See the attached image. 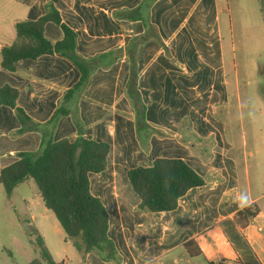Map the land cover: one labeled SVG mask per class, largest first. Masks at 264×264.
I'll list each match as a JSON object with an SVG mask.
<instances>
[{
	"label": "crops",
	"instance_id": "crops-1",
	"mask_svg": "<svg viewBox=\"0 0 264 264\" xmlns=\"http://www.w3.org/2000/svg\"><path fill=\"white\" fill-rule=\"evenodd\" d=\"M141 1L0 0V87L16 88L18 106L36 122L46 123L62 104L65 93L79 81L80 73L70 60L57 53L23 60L16 64L14 71L3 69L1 49L14 43L16 23L38 19L45 13L46 3L52 2L62 22L76 31L78 53L89 58L125 48L131 39L145 32L141 21L121 20L114 15L136 8ZM227 1L156 0L151 7L150 22L157 28L160 40H147L137 58L138 89L151 128L145 133V146L136 128V109L126 92L131 75L130 58L124 54L109 68H99L92 75L78 103V119L84 137L111 145L108 167L102 173L91 174L90 182L92 193L103 201L109 213V235L120 259L103 261L95 253L82 254L70 241L74 248L72 257L79 263L166 264L163 260L173 256V264H180L182 260L192 263L200 257H205L209 264H231L224 255L234 246L228 242L224 225L234 222L235 231L244 236L250 225L257 224L262 214L258 203L264 199V155L259 160L263 167H255L254 179L249 167H237L229 156L235 144L230 135L236 122V108L241 121L245 114L241 90L233 89L230 76L233 62L222 20ZM45 35L53 43L63 37L61 29L53 22L46 24ZM260 66L262 64L258 63L257 74ZM245 103L250 106L252 101L247 97ZM260 114L264 118V109H260ZM104 122H111L107 126L110 134L118 130V144L126 156L152 155L151 164L157 157L180 158L205 179V185L189 190L174 211L138 210L139 198L128 179H117L120 167H110L113 143L98 126ZM213 123L221 125L223 130L221 137L225 146L223 144L219 153L227 156L228 167L215 161L211 152L212 136H218L210 131ZM173 124L175 128L170 129L169 125ZM19 128L15 110L0 106V169L17 160L18 153L36 151L40 147L39 132L15 134ZM79 134L73 116L69 115L59 119L53 138L74 141ZM262 134L264 142V130ZM170 136L177 141L176 155L165 154L167 144L164 142ZM131 168H127L126 178ZM110 175L112 179H103ZM242 181L246 192L241 190ZM252 182L261 191L260 196H254ZM250 205H256L259 214L245 217L242 227L236 222L238 213ZM148 225H159L160 239L149 244L146 236L145 242L133 244L141 239L139 233L144 230H138V226ZM257 229L264 232V224H258ZM133 232L135 239L129 240L133 244L129 246L126 237ZM189 241H194L189 248L196 252L198 246L200 254L190 256L184 246ZM178 250L183 252L175 255Z\"/></svg>",
	"mask_w": 264,
	"mask_h": 264
},
{
	"label": "trees",
	"instance_id": "trees-1",
	"mask_svg": "<svg viewBox=\"0 0 264 264\" xmlns=\"http://www.w3.org/2000/svg\"><path fill=\"white\" fill-rule=\"evenodd\" d=\"M156 0H142L140 5L114 15L126 21H141L145 32L130 40L125 48L110 50L85 58L77 51L78 35L74 29L62 22L61 14L52 3H46L45 13L33 21L16 23L14 43L1 49V67L14 71L16 64L23 60H35L42 55L60 54L70 60L80 73L79 81L69 89L62 104L46 123L36 122L17 104L19 92L10 85L0 87V106L15 110L20 128L15 134L39 132L42 136L36 151L18 153V159L0 169V183L10 199L15 188L28 179L38 187L46 208L51 210L64 229L67 239L73 241L82 254L95 253L103 261L118 262L120 256L109 235L110 217L103 201L91 191V174H99L108 167L111 145L84 137L78 119V103L84 94L92 75L99 68H109L126 54L131 61V75L126 86L127 96L136 109V128L143 146L147 140L145 133L151 128L146 121V106L138 89L137 58L140 47L149 39L160 40L157 28L150 22V10ZM49 22L56 24L63 37L53 43L45 35ZM259 76L264 87V65ZM72 115L79 136L70 141L67 138L54 140L58 121L63 116ZM127 179L139 198L138 210L149 212H171L177 209L179 200L189 190L205 185V179L190 164L180 158L157 157L150 166L138 165L127 172ZM246 218L259 214L256 205L245 207ZM33 241L38 245L40 258L29 264H63L54 260L45 247L42 235L36 230ZM184 244L190 256L201 253L197 246L193 252Z\"/></svg>",
	"mask_w": 264,
	"mask_h": 264
},
{
	"label": "rangeland",
	"instance_id": "rangeland-1",
	"mask_svg": "<svg viewBox=\"0 0 264 264\" xmlns=\"http://www.w3.org/2000/svg\"><path fill=\"white\" fill-rule=\"evenodd\" d=\"M222 20L225 23V38L228 47H230L229 53L233 62L230 75L232 87L241 90L245 114L244 120L241 121L239 109L236 108V117L234 116L236 122L230 135L235 144L229 150V156L236 162L237 167H249L254 179L256 176L255 167H263L264 165L261 162L259 164L260 158L264 155L262 139L264 118L260 114V109H264V87H262V77L257 74V64L264 65V0H228L226 10L222 13ZM261 69L263 66L259 67L260 71ZM247 97L252 101L250 106L245 103ZM249 111L255 113L252 121L247 115ZM108 125H111V122H104L98 126L103 135L113 143L110 167H120L117 179H127L125 173L128 167L151 164L154 158L152 155L140 153L135 158L126 156L127 154L118 144V130L114 135L110 134ZM220 127L221 125L217 123H213L211 126L210 131L218 135L217 137L213 135L214 139L210 138L213 139L210 142L211 152H213L215 161L223 162L222 167H228L227 156L220 155L221 147L224 144L221 137L223 130ZM169 128L174 129V124L169 125ZM169 132L171 133V131ZM164 143L167 144L165 154L176 155L178 148L176 139L170 136ZM227 147L226 144V149ZM112 178L110 175L103 179ZM241 190L246 192L243 181L241 182ZM252 191L254 196L261 194L254 182H252ZM31 202L32 206H30ZM258 205L262 209V214L259 216L257 224L250 225V230L245 231L244 236L235 231L234 222L224 225L228 242L234 246L231 250L228 248L224 255L228 262L231 261V264H264V232L257 229L258 224H264V199ZM245 217L246 214L243 213L238 216L236 221L242 227L245 226L242 222ZM142 228L144 229L143 233L138 232L141 234V239L138 242L136 240L131 241L133 244L145 242L146 236L149 244L160 239L161 229L159 225L138 226V230ZM36 230L42 235L45 247L55 261L63 264H81L72 257L73 241L67 239L65 231L54 213L44 205L40 191L34 181L28 179L19 184L14 189L10 199H8L0 183V264H29L32 260L39 259L40 250L32 237ZM132 238L135 239L134 232L131 236L126 237L129 246L133 245L129 241ZM182 252V250H178L175 255ZM171 259L173 260V256ZM171 259H164L163 261L166 264H173ZM180 264L209 263L205 257H200L192 263L182 260ZM221 264L230 263L221 262Z\"/></svg>",
	"mask_w": 264,
	"mask_h": 264
},
{
	"label": "clouds",
	"instance_id": "clouds-1",
	"mask_svg": "<svg viewBox=\"0 0 264 264\" xmlns=\"http://www.w3.org/2000/svg\"><path fill=\"white\" fill-rule=\"evenodd\" d=\"M247 115H248L249 118H254L255 113L252 112V111H249V112L247 113Z\"/></svg>",
	"mask_w": 264,
	"mask_h": 264
}]
</instances>
